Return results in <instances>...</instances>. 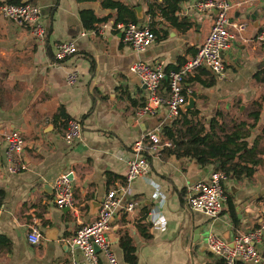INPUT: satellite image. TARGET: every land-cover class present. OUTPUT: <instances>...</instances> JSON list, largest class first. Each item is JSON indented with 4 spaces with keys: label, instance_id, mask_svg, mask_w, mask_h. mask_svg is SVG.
<instances>
[{
    "label": "crops",
    "instance_id": "0c3cea01",
    "mask_svg": "<svg viewBox=\"0 0 264 264\" xmlns=\"http://www.w3.org/2000/svg\"><path fill=\"white\" fill-rule=\"evenodd\" d=\"M6 1L38 6L45 37L39 41L28 28L0 15V264H86L73 243L76 232L96 218L106 193L125 187L133 143L160 126L162 140L171 146L148 156L146 175L125 189L107 232L110 250L118 264H131L124 243L133 249V264H225L209 251L207 237L213 234L231 245L236 234L258 229L264 209V47L256 43L264 26V0H231L228 24H245L244 40L232 41L223 52L224 78L200 69L184 82L185 103L192 99L194 106L180 109L173 120L164 107L155 117L136 114L147 103V92L130 67L142 62L168 73L192 58L215 17L213 11L196 9L204 0H174V17L186 30L163 17L159 6L170 0H113L132 11L136 25L153 32L155 40L143 52L123 44L115 28L131 22L118 21L119 13L101 0ZM83 11L107 20L85 30ZM65 42H73L76 53L56 62L55 49ZM73 70L78 79L68 85L66 77ZM209 78L213 84L206 86ZM162 86L166 95V79ZM68 120L81 124V139L71 147L63 140ZM188 122L203 142L205 136L212 142L239 135L230 146L236 155L223 159L224 165L215 158L201 165L200 157L188 151L194 148L184 126ZM165 126L182 142L179 152H173L175 144L163 134ZM12 131L25 144L19 156L23 167L16 174L6 171L2 141ZM252 162L257 165L249 177L229 171ZM217 172L226 177L221 180L226 200L221 214L212 219L193 211L186 198L194 185L208 182ZM63 175L71 182L70 208L54 204L53 183ZM131 202L134 208L126 211ZM156 214L164 220L162 228L152 223ZM32 227L41 233L38 245L27 240ZM51 229H56L57 241L46 238ZM255 248L264 257V236ZM97 258L99 264H108L101 254Z\"/></svg>",
    "mask_w": 264,
    "mask_h": 264
},
{
    "label": "built area",
    "instance_id": "2783aa9c",
    "mask_svg": "<svg viewBox=\"0 0 264 264\" xmlns=\"http://www.w3.org/2000/svg\"><path fill=\"white\" fill-rule=\"evenodd\" d=\"M200 12H214L215 17L211 30L197 53L188 59L178 70L165 73L159 65H148L142 62L130 67L147 92V103L136 111L139 117H155L161 108L166 109V117L169 120L179 115L182 105L185 104L183 84L200 69H207L214 73L218 79L224 78L225 69L222 54L232 41H243L246 32L245 24L229 26L227 15L231 9V0H204L196 4ZM0 15L19 27L28 28L32 35L39 41L45 37V27L42 23L41 12L38 6L30 3L12 4L6 0H0ZM121 34L123 44L134 51H145L155 40L153 32L134 23H122L115 28ZM256 43L264 47V26L256 37ZM76 53L73 42H65L57 45L54 59L56 62L72 57ZM78 73L73 70L67 74L66 82L73 85L77 82ZM167 80V94L162 95L163 82ZM81 139V124L76 120H68L63 133V140L69 147ZM5 147L6 171L16 174L22 169L19 158L24 150V140L19 132L12 131L2 137ZM169 141L162 140L161 126L150 131L135 141L131 147L132 157L127 162V174L125 187L120 191L111 190L101 200L100 211L96 218L89 224L81 226L76 232L73 243L83 254L86 264H99L97 255L101 254L108 264H118L110 250L107 232L110 222L122 205L123 196L132 183L140 179L148 172L147 157L155 155L162 147H170ZM226 177L222 173H214L206 183H198L193 186L187 196V203L193 211L204 213L207 217L216 219L222 212L225 203V195L221 186V180ZM55 192L54 204L58 208L72 207L74 203L71 182L67 175L60 176L53 183ZM121 193V195H119ZM135 204L127 203L126 211H132ZM261 222L258 229L245 234H236L231 245L217 237L209 235L206 245L209 251L221 259L225 264H264L255 245L264 236V209L260 211ZM154 226L162 228L164 220L156 214L152 221ZM41 239L40 231L32 227L27 235V240L32 245H38ZM98 253V254H97ZM71 264H77L71 262Z\"/></svg>",
    "mask_w": 264,
    "mask_h": 264
},
{
    "label": "trees",
    "instance_id": "16d2710c",
    "mask_svg": "<svg viewBox=\"0 0 264 264\" xmlns=\"http://www.w3.org/2000/svg\"><path fill=\"white\" fill-rule=\"evenodd\" d=\"M79 3H88V2H94L97 0H76ZM102 3L109 9L116 10L119 13L118 21L120 22H131L134 24H137L136 18L133 16L132 11L125 7L124 5L114 2L113 0H101ZM8 2V1H7ZM10 3V2H9ZM161 13L163 17H165L168 22H170L174 27L181 28L183 30H186L188 27L185 26L184 23L179 22L178 19L174 17V14L177 12V2L174 0L165 1L162 5L159 6ZM152 12V11H151ZM152 15V13H150ZM80 18L83 24V27L85 30H95V24L102 23L103 21H106L107 19L103 20H97L96 17L88 11H83L80 13ZM213 78H209V82L206 83V86H211L213 84ZM257 116V113L254 114ZM186 125L187 133L191 136V142L194 145V148L191 151L194 156L200 157L199 163L201 165L207 164L209 161V158H215L218 162L222 163L221 165H224L226 163V160L223 161V159H230L233 158L237 151H235L233 148H231V145L236 144V140L238 139L237 134H231L226 135L223 137L222 141L219 140H213L212 142H208L207 138L208 136L202 137L204 139L203 141H200V136L198 131H194V128L191 127V122L184 123V126ZM163 134H165L169 139H172V142L175 144V150L173 152H179L182 148V142L177 141L174 138V132L171 131V128L168 126H165L163 128ZM178 135V134H177ZM176 135V138L178 136ZM172 143V144H173ZM203 144V147H200V145ZM183 152L186 154V151L183 149ZM184 155V154H182ZM257 165L256 162H252V165L249 166H238L233 165L229 171H231L235 176H246L249 177L253 174L255 170V166ZM227 173V170H225ZM3 238L0 237V240ZM123 247L126 252V259L133 264L134 262V255H133V249L129 246H126L125 243L123 244Z\"/></svg>",
    "mask_w": 264,
    "mask_h": 264
},
{
    "label": "water",
    "instance_id": "95a60500",
    "mask_svg": "<svg viewBox=\"0 0 264 264\" xmlns=\"http://www.w3.org/2000/svg\"><path fill=\"white\" fill-rule=\"evenodd\" d=\"M140 12H141V9L137 8L136 9V13H137V17H138L139 20H141ZM193 106H194V104H193L192 99H189V103H185L184 105H182L181 110L190 109ZM45 236H46L47 239H50V240H53V241H57L58 240L56 238V229H51V230L46 231L45 232ZM112 239L113 238L111 236H109V240L112 241Z\"/></svg>",
    "mask_w": 264,
    "mask_h": 264
}]
</instances>
